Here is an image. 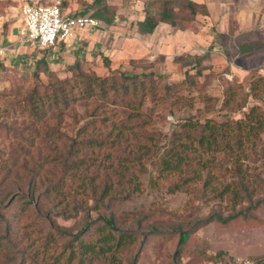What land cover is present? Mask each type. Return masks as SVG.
I'll return each instance as SVG.
<instances>
[{
    "label": "trees",
    "instance_id": "1",
    "mask_svg": "<svg viewBox=\"0 0 264 264\" xmlns=\"http://www.w3.org/2000/svg\"><path fill=\"white\" fill-rule=\"evenodd\" d=\"M144 13L137 29L148 36L161 24L184 30L200 15L207 16L208 8L192 0H147ZM86 14L111 26L117 7L108 0H92L73 15ZM237 43L241 54L264 46L246 37ZM54 48L43 51L52 58ZM51 58L44 57L36 71L44 73L48 83L12 88L2 99L5 107H0V134L10 143L0 151V186L8 180L18 186L0 202V264H138L140 253L127 258L123 254L156 238L166 240L173 232L180 234V253L191 235L207 224L227 225L241 216L244 212L235 211L237 202L248 204L251 219L264 206V173L243 167L247 161L264 160V76L253 78L249 92L229 89L225 96L227 106L240 94L260 103L238 119L220 120L213 114L218 111L222 117V110L204 88L211 78L205 73L208 56L194 57L193 72L177 82L153 72L98 75L77 54L61 79L50 68ZM104 60L109 66L110 60ZM180 110L198 114L178 121L171 133L159 130ZM220 164H232L234 182L216 177ZM144 176L157 191L191 193L199 201L209 196L219 203L231 199L233 212L228 217L169 222L160 218L159 209L126 221L117 207L142 192ZM7 211L12 219L6 218ZM96 212L100 215L94 219ZM58 218H79L82 229L74 234ZM129 222L146 230L142 235L129 230Z\"/></svg>",
    "mask_w": 264,
    "mask_h": 264
},
{
    "label": "rangeland",
    "instance_id": "2",
    "mask_svg": "<svg viewBox=\"0 0 264 264\" xmlns=\"http://www.w3.org/2000/svg\"><path fill=\"white\" fill-rule=\"evenodd\" d=\"M146 1L108 0L110 5L117 7L115 23L104 26L100 31L87 29L82 40L80 38L67 42L68 47L63 45L60 50L59 57L62 60H52L50 68L64 79L67 77V72H64L66 65L74 62L77 54L87 61L98 75L104 76L116 70L134 74L153 72L163 79L177 82L184 79L187 71L192 70L194 57L208 56L204 65L210 69L205 73H211V78L206 80L204 88L208 95L216 99L217 108L222 110V117H219L218 111L214 116H218L220 120L230 117L238 119L245 111L260 103L256 98H242L240 94L234 103L227 106L225 96L229 89L243 88L245 92H249L253 78L264 76V46L261 50L241 54L237 43L241 37L264 43V0H192L205 4L208 15H200L196 22L184 30L161 24L154 34L143 36L138 32L137 23L144 19ZM91 2L92 0H0V20H7L2 33L6 36L11 21L20 20L25 4L60 3L66 7V12L76 14L81 13ZM25 43L21 47L20 44L17 45L14 54L7 52L0 58L2 108L6 105L2 99L11 94L12 88L25 90L39 84V81L45 84L49 82L44 73L36 71L41 66L39 62L44 57L50 59L51 56L36 45ZM4 46L5 44H2L0 49ZM105 57L110 60L109 66L105 64ZM192 92L195 97H199L197 90ZM260 98L264 100V93ZM11 99L15 100L16 97L12 96ZM198 107H202V104H197L196 108ZM197 114V110H180L175 116H168L160 124L159 130L171 133L178 121L186 117H197ZM260 139L261 145L264 146V133L260 135ZM5 146H10V143L0 134V151ZM222 164L214 172L216 177L234 182L232 164ZM244 165L243 167L249 166L251 173H264V160L258 164L247 161ZM2 178L1 174L0 181ZM143 180L142 192L136 194L129 203L117 207L120 213L126 214V221L159 209L163 211L160 218L169 222L178 219L205 220L219 215L228 217L235 206L231 199L227 198L219 203L212 196L199 201L191 193L170 194L167 190L157 191L150 187L148 176H144ZM7 182L5 186H0V202L8 193L18 191L17 183L13 180ZM247 207L248 204L237 202L235 211L245 214L236 217L227 225L218 222L207 224L191 235L189 244L181 248L180 253V234L173 232L166 240L156 238L145 247L139 244L124 253L123 257H133L140 253L138 264H238L240 259H264V206L252 214L256 215L254 219L248 218ZM11 215V212L7 211L6 218L12 219ZM99 215L96 212L92 217L96 219ZM242 216H247V219ZM57 221L74 234L83 226V221L79 218L68 221L58 218ZM127 228L139 230L140 234L146 230L138 229L131 222Z\"/></svg>",
    "mask_w": 264,
    "mask_h": 264
},
{
    "label": "built area",
    "instance_id": "3",
    "mask_svg": "<svg viewBox=\"0 0 264 264\" xmlns=\"http://www.w3.org/2000/svg\"><path fill=\"white\" fill-rule=\"evenodd\" d=\"M23 25L18 31L20 40L32 42L41 49L56 47L61 42L78 40L87 29L104 28L91 15H73L62 9L60 3L25 4L22 7ZM3 50H0V55ZM238 264H264L254 259H240Z\"/></svg>",
    "mask_w": 264,
    "mask_h": 264
},
{
    "label": "crops",
    "instance_id": "4",
    "mask_svg": "<svg viewBox=\"0 0 264 264\" xmlns=\"http://www.w3.org/2000/svg\"><path fill=\"white\" fill-rule=\"evenodd\" d=\"M70 14H72V13H70ZM20 15L21 16H20V20L19 21H17V20L11 21V24L9 25V32H8V34L6 36H4L2 32H3V27L5 26V23H6L7 20H5V19L0 20V46H2V44H5L4 48H1L0 49V50H3V53L0 55V58H2L1 56H5L7 52H9L11 54H14L13 53L14 52V48L17 45H19V44H20L19 47L23 46L24 45V42L33 44L32 42H29V41L20 40V38L18 36V31L21 28V26L23 25L22 11H21V14ZM0 19H1V17H0ZM83 38L84 37L81 36V40ZM67 44H68L67 42L66 43H64V42L59 43L53 49V51H52L53 56H52L51 59L54 60V61H59L60 62L62 60V58L59 57L61 47L63 45H66V48H67L68 47ZM51 63H53V62L51 61Z\"/></svg>",
    "mask_w": 264,
    "mask_h": 264
}]
</instances>
